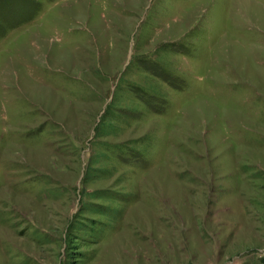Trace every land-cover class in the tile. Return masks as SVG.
<instances>
[{"label": "rangeland", "instance_id": "obj_1", "mask_svg": "<svg viewBox=\"0 0 264 264\" xmlns=\"http://www.w3.org/2000/svg\"><path fill=\"white\" fill-rule=\"evenodd\" d=\"M0 264H264V0H0Z\"/></svg>", "mask_w": 264, "mask_h": 264}, {"label": "bare ground", "instance_id": "obj_2", "mask_svg": "<svg viewBox=\"0 0 264 264\" xmlns=\"http://www.w3.org/2000/svg\"><path fill=\"white\" fill-rule=\"evenodd\" d=\"M2 252V251H1Z\"/></svg>", "mask_w": 264, "mask_h": 264}]
</instances>
